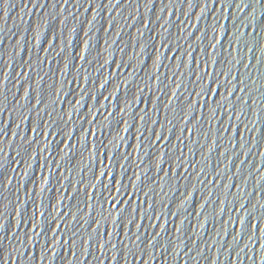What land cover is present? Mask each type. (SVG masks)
Masks as SVG:
<instances>
[{"label":"water","instance_id":"water-1","mask_svg":"<svg viewBox=\"0 0 264 264\" xmlns=\"http://www.w3.org/2000/svg\"><path fill=\"white\" fill-rule=\"evenodd\" d=\"M0 264H264V0H0Z\"/></svg>","mask_w":264,"mask_h":264},{"label":"snow or ice","instance_id":"snow-or-ice-1","mask_svg":"<svg viewBox=\"0 0 264 264\" xmlns=\"http://www.w3.org/2000/svg\"><path fill=\"white\" fill-rule=\"evenodd\" d=\"M257 2H259V0H257ZM251 5H245V7H250ZM241 10H243V9H241ZM208 91H211V89H208ZM241 91H244V89H241ZM231 94V93H230ZM157 139H160V137H157ZM258 227V226H257Z\"/></svg>","mask_w":264,"mask_h":264}]
</instances>
